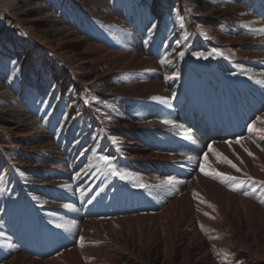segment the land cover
Segmentation results:
<instances>
[{"label": "bare ground", "instance_id": "1", "mask_svg": "<svg viewBox=\"0 0 264 264\" xmlns=\"http://www.w3.org/2000/svg\"><path fill=\"white\" fill-rule=\"evenodd\" d=\"M257 116L264 0H0V264H264Z\"/></svg>", "mask_w": 264, "mask_h": 264}, {"label": "snow or ice", "instance_id": "2", "mask_svg": "<svg viewBox=\"0 0 264 264\" xmlns=\"http://www.w3.org/2000/svg\"><path fill=\"white\" fill-rule=\"evenodd\" d=\"M153 27H155V25H153ZM213 53H216L217 55H223V53L219 50V49H213L212 50ZM194 55H200L199 53H194ZM211 55V53H210ZM179 56L180 57H183L184 56V52H179ZM161 63H170V61H167V60H161ZM180 75L179 71H175L172 73L171 76H167L166 79L168 80H172V79H176L178 78ZM154 99H158V100H162V102L166 103V100H163V98H160V97H154ZM257 121L261 122V123H264V117H261V116H257L255 120L252 121V123H250L248 125V131L249 132H264V128H257L256 127V123ZM163 123L165 124H171L173 123L172 121H169V120H165L163 121ZM188 133H191V129H187L186 130ZM189 139H191V136L188 137ZM264 138V137H262ZM245 139V137H237L236 140H235V143L237 144H241V146L243 147V144L241 143L243 140ZM248 139H251V137H248ZM229 144H231V142H228ZM259 147V145H257ZM209 148V151H212V152H215V149H213L212 145H209L208 146ZM262 151H264V148L261 149ZM245 151L248 152L249 155H253L247 148H245ZM222 162H226L228 163L232 168L236 169L237 171H240V169L237 167V165L235 163H233L231 160H228L227 157H224L222 154L220 153H215ZM101 159L103 161H105L106 163L110 161V157L108 156H103L101 157ZM188 159H192L191 157H188ZM207 163V153L204 154V157H203V160L200 162V170L202 172H204L205 175H213L215 177H219L221 178L222 182L223 180H228V181H236L237 183L235 184H230L229 187L231 188V190L233 191H237L240 189V187L245 183L244 180H241L239 179L238 177H235V176H231V175H227L225 173H220V172H217L215 171L214 169L211 171V172H205V164ZM113 175H117V176H120L122 179H126L127 177L121 173V172H117L113 169V172H112ZM169 184H171L173 182V178H169L168 181H167ZM260 184H264V181H260L259 182ZM134 187H139V188H145L147 187V185L145 184H136L134 185ZM256 189H252L251 192L249 191H244V195L245 196H248V195H251L252 192H255ZM91 201H89L90 203ZM206 202V201H205ZM261 203H264V199H261ZM65 207H68V205H65ZM214 207V206H213ZM207 215V213H206ZM57 227L59 228H64L66 227L65 225L63 224H60V225H57ZM202 229H203V226H201ZM83 241V237H81V242ZM82 246V244H81Z\"/></svg>", "mask_w": 264, "mask_h": 264}, {"label": "rangeland", "instance_id": "3", "mask_svg": "<svg viewBox=\"0 0 264 264\" xmlns=\"http://www.w3.org/2000/svg\"><path fill=\"white\" fill-rule=\"evenodd\" d=\"M57 1V3H60V0H56Z\"/></svg>", "mask_w": 264, "mask_h": 264}]
</instances>
